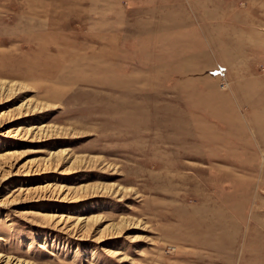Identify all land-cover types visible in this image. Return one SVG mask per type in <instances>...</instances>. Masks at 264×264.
Returning <instances> with one entry per match:
<instances>
[{"label": "rangeland", "instance_id": "1", "mask_svg": "<svg viewBox=\"0 0 264 264\" xmlns=\"http://www.w3.org/2000/svg\"><path fill=\"white\" fill-rule=\"evenodd\" d=\"M0 264H264V0H0Z\"/></svg>", "mask_w": 264, "mask_h": 264}]
</instances>
